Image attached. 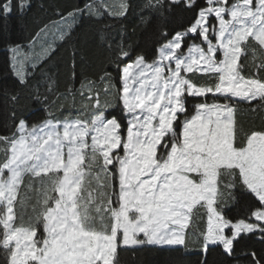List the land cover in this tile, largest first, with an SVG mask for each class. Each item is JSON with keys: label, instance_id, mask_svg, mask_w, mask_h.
<instances>
[{"label": "snow or ice", "instance_id": "6c2138e0", "mask_svg": "<svg viewBox=\"0 0 264 264\" xmlns=\"http://www.w3.org/2000/svg\"><path fill=\"white\" fill-rule=\"evenodd\" d=\"M30 8V0H0V19ZM119 8L104 11L126 16L129 5ZM144 8L156 20L148 38L154 49L133 58L131 45L109 41L112 70L81 82L79 108L75 88L51 99L56 81L43 65L55 41L45 39L31 57L20 45L10 48L16 80L0 86L14 128L0 135V264H121V250L187 249L198 207L207 219L197 225V264H208L211 247L220 248L221 264H264V250L234 255L247 234L264 243V128L241 139L235 120L241 104L264 106V0H146ZM188 13L179 28L169 27ZM56 15L53 35L64 42L83 17L104 12L88 0ZM249 54L255 70L245 74ZM76 55L73 49V79ZM25 62L46 77L45 91L32 92L35 103L55 106L72 96L71 107L59 104L60 115L48 112L31 126L17 119L29 83ZM102 94L110 99L102 102ZM28 176L39 182L28 185L34 202L20 195ZM28 203L25 220L16 207Z\"/></svg>", "mask_w": 264, "mask_h": 264}, {"label": "trees", "instance_id": "16d2710c", "mask_svg": "<svg viewBox=\"0 0 264 264\" xmlns=\"http://www.w3.org/2000/svg\"><path fill=\"white\" fill-rule=\"evenodd\" d=\"M118 1L96 0L98 4H101V11L104 12L103 17H83L73 29L71 37L66 41L61 42L57 39L48 40L44 38L48 42L55 41V44L59 45L56 47L51 59L43 65L46 75L52 76L56 81L55 92L51 97L52 100H56L58 95L62 97L69 88H75L76 108H79L81 82L85 78L97 80L105 69L108 71L112 70L109 62V41L119 43L123 40L126 46L131 45L133 58L141 51L149 53L154 49L155 46L151 44L148 38L155 28L156 20L154 14L144 8L146 0ZM86 2L88 0H30L31 8L24 15L13 14L7 20L0 19V86H11L16 80L12 67V54L9 50L11 47L29 45L32 37L40 29L50 24L51 21L59 19L56 15L57 11H71L74 7H83ZM121 3L129 5L126 16L114 17L104 11V6H107L113 13L118 12L120 11L119 5ZM149 17L153 18L149 20ZM190 17V13L184 14L183 19L180 14H177L170 20L169 27L179 28L181 23ZM42 42H35L34 50L30 51L29 54H39L38 50ZM73 49L77 52L74 79L68 71L72 63ZM261 59L262 57H257L256 63H259ZM244 63L245 74L255 70L250 54L244 59ZM23 70L29 75V83L27 87L22 89L23 100L21 105L16 108L17 119L25 118L28 125L31 126L43 121L48 112L60 115L59 104L71 107L72 96H68L66 100L61 98L59 104L55 106L35 103L31 99L32 92L37 86H39L41 92L45 91L47 88L46 77L41 75L40 72H33L32 65L29 62H25ZM100 98L102 102L105 99H110V97H104L103 94ZM253 107L256 108L255 111L248 104H241L236 112V130L238 137L241 139L251 129L264 128V106L253 105ZM65 114L67 113L65 112ZM9 130L14 131L10 106L3 97H0V135H10ZM3 159L4 154L0 151V161ZM222 180L226 184L230 177L224 175ZM30 183H34L39 188V182L28 176L20 195L34 202L35 193L28 187ZM16 211L18 215L24 213V218L27 220L28 216L32 215L31 203H28L24 208H21L18 204ZM205 213L206 209L203 207L194 209L190 219V227L187 230V249L182 246H144L135 250H121L119 254L121 264H197L198 260L202 258L199 254V245L196 243L199 235L197 225L201 228L205 226L207 219ZM231 214L235 215V209L232 210ZM253 249L257 252L264 250V243L261 242L258 234H247L245 238L236 244L234 255L244 260L241 252ZM219 252L220 248L211 247L208 253V264H221V261L225 258L220 256ZM3 255V251L0 250V259L3 258ZM227 264H235V262L229 260Z\"/></svg>", "mask_w": 264, "mask_h": 264}, {"label": "rangeland", "instance_id": "374dc122", "mask_svg": "<svg viewBox=\"0 0 264 264\" xmlns=\"http://www.w3.org/2000/svg\"><path fill=\"white\" fill-rule=\"evenodd\" d=\"M120 1V0H119ZM118 1V2H119ZM119 10H120V8H119ZM44 28V27H43ZM48 35H47V37H44V36H42L41 37V41H44V38H46V39H48V40H50V39H56V37L53 35V33L55 32V29L52 27V24L50 23V24H48ZM14 47V46H13ZM23 48H25V49H29L30 51H33L34 50V46H33V44L32 43H30L29 45H27V46H22ZM12 48V47H11ZM10 50V49H9ZM10 53L12 54V63H13V53H12V51H10ZM31 56V55H30Z\"/></svg>", "mask_w": 264, "mask_h": 264}, {"label": "crops", "instance_id": "0c3cea01", "mask_svg": "<svg viewBox=\"0 0 264 264\" xmlns=\"http://www.w3.org/2000/svg\"><path fill=\"white\" fill-rule=\"evenodd\" d=\"M27 177H25V180H26ZM25 182V181H24Z\"/></svg>", "mask_w": 264, "mask_h": 264}]
</instances>
